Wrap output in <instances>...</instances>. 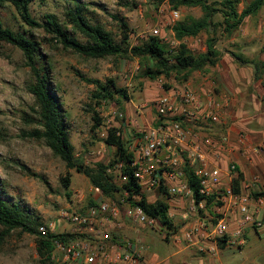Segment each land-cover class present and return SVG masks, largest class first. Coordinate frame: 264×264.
<instances>
[{
  "label": "rangeland",
  "instance_id": "374dc122",
  "mask_svg": "<svg viewBox=\"0 0 264 264\" xmlns=\"http://www.w3.org/2000/svg\"><path fill=\"white\" fill-rule=\"evenodd\" d=\"M77 1L84 7V13L89 21L92 24L101 25L116 41L121 39L119 21L121 19L130 29L128 40L130 47L140 45L149 36L155 35L154 31L157 30L156 36L160 38L168 51H173L172 56L176 54L180 44L174 38L172 25L186 15L201 16L199 8H181L179 11H172L168 3L156 6L148 0ZM249 1L239 0L238 11H242ZM70 3L73 1L33 0L29 5V12L31 18L40 24L45 21V15H55L71 37L84 42L85 39L73 30L64 15ZM262 9L264 10V7ZM174 12H177V16H174ZM258 16L256 14L249 19L254 20ZM262 17L264 18V15ZM0 20L4 27L24 34L37 44L39 53L37 61L47 73L50 91L56 99L63 121L68 128L74 161L85 169L94 168L97 163L108 164L112 160L114 149L104 144L102 132L111 127H119L122 131L126 129L127 132L131 129L129 123L134 119L139 124H149L155 118L153 101L168 91L163 88L164 84L170 85L174 90L200 93L204 102H208V98H212L210 96L215 97L214 101L219 104V116L222 120L224 113L227 112L229 116L228 111L235 109V105L232 96L219 95L222 90L217 85V67L224 70L229 61L245 68L253 67L254 78L262 77L264 74L262 71L264 60H259L258 56L254 57L250 53L242 58L239 52L227 55V49L236 50V42L232 38L240 34L239 29L231 36H227L221 28H218L214 32H203L197 37L185 39L183 43L189 52L198 55L205 52L206 40L209 37H215V46L221 54L220 61L215 67H206L202 71L193 72L187 82H176L175 73L168 78L161 76L154 81L143 77V65L147 63V60L143 58L129 55L124 58L93 59L77 55L57 43L42 27L26 25L10 4L0 7ZM214 21L221 22L222 18L217 15ZM245 24V30L249 31L253 22L248 21ZM248 33L250 34V31ZM263 50L260 49V52ZM172 61L171 64H174ZM30 77L29 68L25 65L21 51L10 44L0 42L1 197L27 210L39 223V227L44 223H53L54 234L77 235L78 237L72 242L93 245L99 235L106 233L107 241L111 244H129L140 264L156 262L176 264L178 257L188 254V249H183L186 245H193L196 241L203 239L219 243L220 239L208 235L212 221L218 215L217 210L207 209L204 206V209L192 215L188 212L191 205L189 197L167 196L168 216L171 215L169 218L176 229L172 231L162 226L158 220L149 225L132 223L126 218L128 202L123 190L106 196L95 191L87 177L76 172L75 169L69 170L70 185L65 188L61 181L67 171L64 162L53 155L43 140L28 135V132L37 128L35 122H30L31 118H36L34 98L27 91L26 85ZM89 79L102 83L113 79L117 87L127 91L130 99L122 101L120 107L115 101L101 102L99 106H96L91 98L94 85L87 82ZM178 86H184V88L180 90ZM199 86L204 88L205 95L201 93L202 90L194 91L200 88ZM229 98L233 104L229 106L230 108H228ZM112 107L125 115L126 120L112 118ZM95 113L102 121L97 130L92 128ZM229 142L238 143V141L230 140ZM130 143H127V148L131 147ZM108 169L107 174L111 180L122 187L123 181L119 168L115 166ZM143 194L149 202L164 200L166 197L160 190L149 193L144 191ZM89 201L95 205H91ZM102 204L108 206L107 212L100 214L97 221L92 220L91 224L77 225L69 218L63 217L64 213L72 212L86 217L90 208ZM112 211L116 213L113 215ZM104 218L108 219L107 223L99 221ZM90 228H93V231ZM0 231H2L1 226ZM188 232H192L191 240H188L186 236ZM62 259L63 254L56 251L53 260L59 264H65ZM0 264H39L35 238L21 233L20 230L11 231L0 243Z\"/></svg>",
  "mask_w": 264,
  "mask_h": 264
},
{
  "label": "trees",
  "instance_id": "16d2710c",
  "mask_svg": "<svg viewBox=\"0 0 264 264\" xmlns=\"http://www.w3.org/2000/svg\"><path fill=\"white\" fill-rule=\"evenodd\" d=\"M33 0H0V7L10 4L15 8L22 21L30 27H42L47 33L60 43L65 49H69L77 55L101 59L106 57H133L143 58L147 63L143 65V77L154 81L159 77H170L175 73V81L187 82L191 74L196 71H202L206 67H215L220 61V51L215 46L216 38L209 37L206 40L205 52L193 55L184 45L183 41L187 38L197 37L203 32H214L221 28L227 36H231L239 29L246 17H252L264 7V0H250L242 11H238L239 0H148L156 6L168 3L172 11H179L181 8H199L201 16H184L183 19L176 21L172 25V32L179 49L175 55L173 51H168L160 38L153 35L149 36L138 46L130 47L128 44L130 29L128 25L119 19L121 23V39L116 41L110 32L105 30L99 24H92L84 13V7L77 1L72 0L69 7L65 9V17L73 30L81 35L85 41L81 42L71 37L61 25L55 15H45V21L40 24L31 18L29 5ZM136 6L135 4H133ZM220 16L221 22H215L214 17ZM117 18V17H115ZM118 19V18H117ZM0 42L10 44L19 49L23 55L25 65L30 71V80L27 82V91L34 98L36 118H31L30 122H35L37 128L28 132L32 138L43 140L45 145L51 150L54 156L58 157L65 164L67 169L61 181L65 188L70 185L71 174L69 170L75 169L76 172L84 174L89 183L94 188L106 195L111 196L120 190L128 192L127 200L131 205L138 206L149 218L158 220L162 226L168 230L176 231L168 216L169 202L167 188L160 185V192L166 196L164 200L149 202L141 192V187L133 176L130 167L133 161V154L127 148L126 138L120 134L117 135V129L111 127L107 130V136L104 139L106 146L114 149L112 160L108 164L97 163L94 168L85 169L74 161L73 146L70 142L68 128L63 121V116L58 107L55 97L50 91L48 76L43 66L38 64L37 44L26 37L24 34L14 32L4 27L0 20ZM171 60L174 64H171ZM236 60L241 61L239 58ZM172 61V62H173ZM89 84L94 85L91 92V98L95 105L99 106L101 102L115 101L120 107L122 101L129 100L127 91L116 86L113 79H108L102 83L98 80L89 79ZM165 91L171 90L170 85H163ZM156 112V111H155ZM153 125L163 124L164 121L176 120V117L164 118L157 113ZM93 130H97L101 125V118L97 113L93 117ZM123 120H126L124 115ZM194 130L201 131L214 140H219L224 136L223 125L215 124L210 121L206 123L195 124ZM121 165L120 172L127 178V183L122 187L114 184L107 174L108 167H118ZM184 181L192 193L196 204L203 202L207 209H213L221 205L218 199V192H213L208 196L200 194L201 185L199 178L195 176L194 170L188 165L187 161L183 164ZM231 188L234 194H240L243 175L237 168L233 171ZM132 196H136L133 201ZM253 198L264 196V193L252 192ZM91 205L94 203L89 201ZM95 205V204H94ZM0 243L11 232L20 230L35 238L36 253L39 264H59L52 259V253L55 248V242L69 243L78 236L73 234H42L39 232V223L31 217L30 213L23 209L19 204L10 202L0 196ZM219 241V240H218ZM221 246L220 242L218 243Z\"/></svg>",
  "mask_w": 264,
  "mask_h": 264
},
{
  "label": "built area",
  "instance_id": "2783aa9c",
  "mask_svg": "<svg viewBox=\"0 0 264 264\" xmlns=\"http://www.w3.org/2000/svg\"><path fill=\"white\" fill-rule=\"evenodd\" d=\"M174 16H177V12H174ZM154 34L155 36L158 34L157 30L154 31ZM201 98L200 95L196 96L188 91L168 90L163 96L153 101L152 107L157 115L164 118L176 117V120L164 121L163 124L154 126L153 122L156 120V116L149 124H139L134 119L129 123L131 127L129 131L126 132V129L122 131L116 127V134H122L127 143L132 141L130 143L132 145L129 144L131 147L128 148L133 154L130 167L141 187V192H155L160 189V185L163 183L171 198L174 196L189 197L191 205L188 212L196 215L200 209H204V203H195L192 193L183 179L182 166L187 161L194 170L195 176L199 178L200 194L208 196L213 192H218L220 207L226 208L221 212L216 211L218 215L213 220L215 224L212 222L208 233L209 236L221 239L226 234V216L235 210L241 215L240 224L261 225V220L256 216L257 210L250 211L248 208L247 195L232 192L231 180L236 164L232 160H227L223 153L237 151L248 158L249 155L259 156L264 154V143L251 145L242 150V138L238 140L237 144H232L225 135L219 140H214L195 131L193 128L195 124L208 121L215 124L220 123L219 104L215 103L212 98H209L208 102L202 101ZM111 115L112 118L120 119V121L124 118V115L114 107L111 109ZM106 136L107 131L101 133V137L104 139ZM224 162L225 167H222L220 164ZM120 167L121 165H118L119 169ZM120 175L122 184H126L127 178L121 172ZM95 191L100 192L97 188ZM123 192L128 202L127 219L141 225H149L157 221L146 216L140 207L131 205L127 200L128 192L125 190ZM135 199L136 196H132V200ZM107 210L108 206L102 204L90 208L86 217L75 212L64 213L63 217L69 218L74 224L85 225L91 224L92 220L97 221V217L100 214H105ZM115 213L113 212V215ZM99 221L107 223L108 219L104 218ZM54 228L53 223H44L38 230L42 234H54ZM90 230L93 231V228ZM186 236L188 240H191L192 232H188ZM96 239L93 245L72 241L69 243L55 242L52 259L55 252L59 251L63 254L62 260L65 264H140L129 244H111L107 241L106 233L99 235Z\"/></svg>",
  "mask_w": 264,
  "mask_h": 264
},
{
  "label": "crops",
  "instance_id": "0c3cea01",
  "mask_svg": "<svg viewBox=\"0 0 264 264\" xmlns=\"http://www.w3.org/2000/svg\"><path fill=\"white\" fill-rule=\"evenodd\" d=\"M263 15L264 10L260 9L257 13V19L251 20L249 17H246L243 20V23L239 27L240 34L232 38L236 42V50L227 49V55L239 52L241 57L245 58L251 53L254 57L258 56L259 60H264V50L260 52V49H264ZM248 21L253 22L249 30L250 34L244 28L245 22ZM227 64L228 66L224 70L219 68V66L217 67V85L222 90L219 95L233 97L235 109L228 111L229 116L225 112L219 124L223 125L225 130L224 135L230 141L236 142L238 139H243L241 144L242 150L251 145L263 144L264 74L262 77L254 78L253 74L255 70L253 67L245 68L235 62L229 61H227ZM224 80L227 81L225 82ZM183 88L184 86H178L180 90ZM194 91H201L202 94L205 93L203 87L197 88ZM195 95L199 96L200 93ZM210 97L216 100L215 97ZM231 104L230 99L228 108H230ZM246 153H249V151H246ZM223 154L224 157H227V160L234 161L237 170L242 173L243 181L241 182L240 195H247L249 199L248 208L250 211L257 210L256 216L261 220V225L254 226L249 223L242 225L239 223L241 215L236 210L233 213H228V216H226V234L219 240L221 246L218 245V242L207 241L205 239L198 240L193 245L183 247L184 250L188 249V254L178 257L175 261L176 264H264V196L258 198L251 196L252 192L264 193V154L259 156L249 155L250 159L242 156L237 151L231 153L224 152ZM220 165L225 167V162ZM225 182H227L226 179ZM215 209L221 212L226 208L219 206L215 207ZM212 222L215 224V221ZM155 264L159 263L156 262Z\"/></svg>",
  "mask_w": 264,
  "mask_h": 264
}]
</instances>
